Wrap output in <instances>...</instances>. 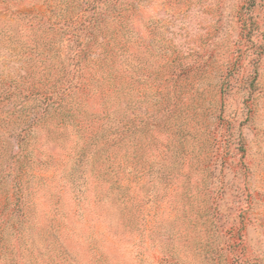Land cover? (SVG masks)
Masks as SVG:
<instances>
[{"label":"rangeland","instance_id":"obj_1","mask_svg":"<svg viewBox=\"0 0 264 264\" xmlns=\"http://www.w3.org/2000/svg\"><path fill=\"white\" fill-rule=\"evenodd\" d=\"M88 1L0 0V264H231L213 261L230 252L232 264H264V5L247 44L236 15L242 0H133L118 34L119 160L127 165L134 146L142 172L146 156L151 163L140 178H117L138 197L137 208L125 209L121 190L91 172L93 143L76 155L78 129L98 114L95 128L107 122L102 88L85 75L71 95H55ZM188 65L199 70L182 80L189 111L213 127L218 115L235 125L225 164L210 157V142L202 148L197 117L179 110L161 132L152 126L168 114L170 70ZM203 155L209 173L197 161ZM231 226L242 239L226 244Z\"/></svg>","mask_w":264,"mask_h":264},{"label":"trees","instance_id":"obj_2","mask_svg":"<svg viewBox=\"0 0 264 264\" xmlns=\"http://www.w3.org/2000/svg\"><path fill=\"white\" fill-rule=\"evenodd\" d=\"M184 1L187 3V0ZM88 2L89 8L85 13L78 17L75 30L73 34H71V62L69 63V68L64 66L61 68V80L55 95L58 98L57 100H63L71 95L76 89H79L85 75H89L91 79L96 82L95 86L97 88H102V92L105 96V99L102 101V105L104 106V114L102 117L105 118V116H107V122L105 121L95 128L94 125L91 124V121L93 119L101 118V114H98L93 119L87 120V126L85 125L84 128L80 127V129H78V137L81 141L79 142V148L76 150V155H85V145L93 143L95 148L91 152V160L89 163L92 167L91 172L94 171V174L96 173L97 176L109 178L108 182L110 188L121 190L125 209L133 207L137 208L136 201L138 197L133 194H126V188L128 187H124L119 179L124 178L123 173L126 171H128L127 174L131 176L129 178H140L145 172H148L151 162L149 161V158H147L148 156H146L143 163L145 170L142 172V166L135 164L134 158L136 148L134 146L132 152L128 156L129 160L126 161L128 163L127 165L122 164L119 160L121 155V145L124 139V131L120 126V118L117 116L119 99V84L117 80L119 72H121L120 59L124 47L120 35L118 34L121 31V27H123L121 24H125L126 20L131 16V14L128 13V9L133 0H91ZM259 4L263 6L264 0H242L236 11L237 22L240 24L242 32V40L244 39L247 44L254 43V36L260 29V23L254 19L253 14ZM82 34L86 35V40H82ZM233 62L234 60L232 63ZM194 73H199V70H196L190 65L181 69H176L175 67L170 70V75L174 79L168 89V114L165 115L161 113L162 105L158 102L156 110L161 114L156 116V120L152 125L157 133L161 132L163 127H165L163 119L168 116H174L179 110L184 118L192 120L193 123L195 122V117L197 116L189 111V109H192V106L187 102V98H183L184 89L190 92V87L182 85V80ZM227 84V79L223 78L220 89L224 90L223 87ZM33 89L30 90V94L36 93L39 95L41 93L38 92L39 90H36V88L35 90ZM163 89L164 88L160 91ZM47 98L49 99L50 96L46 95L43 97L44 100ZM202 116L203 118L197 117L200 127L206 130L205 134H207V138L204 140L205 143L202 144V148L207 142H210L212 149H207H211V153H209L210 157H214L217 160L222 159V164L227 163L233 157L231 148L233 145V136L235 135L234 123L232 120H228L224 116L218 115L216 116V124L213 127L208 122L209 118H206L205 114ZM91 128H95V130L90 132L89 130ZM101 129L104 131L102 136L101 134H98L99 132H102L100 131ZM148 129L147 122H144L142 131L147 132ZM130 131L136 132V126L133 122H130L129 132ZM89 133L90 136L88 137ZM219 136L221 138H219ZM237 142H239L237 150L244 151L242 140L239 138ZM165 145L166 144H161L159 149L163 151L166 148ZM193 151L194 150L188 148V153H192ZM207 157L209 156H197V161L201 160V164H203ZM100 159L101 164L98 165L97 163ZM188 161L190 162L191 158L188 159ZM206 163L208 164L210 162H205L203 164V171L209 173L211 168H208ZM189 164L191 167L192 162ZM139 202H141V200H139ZM210 205H212V203ZM190 208H194V206ZM211 208L212 207L209 206V210ZM200 212V209L196 211L192 210L190 214H198ZM243 212L245 213V210ZM193 226H195V224H193ZM240 230V227L231 226L225 232L227 235L226 244L230 243L233 239H239V241H241ZM231 253L232 252L225 255H222V253L219 255L214 254L213 261L218 262V258L223 256L225 262H230L232 264L233 260L236 259L231 256ZM169 260L168 263L177 264L176 261L172 262L171 258Z\"/></svg>","mask_w":264,"mask_h":264}]
</instances>
